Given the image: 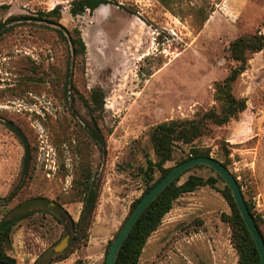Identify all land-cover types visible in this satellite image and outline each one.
I'll return each mask as SVG.
<instances>
[{"label":"rangeland","instance_id":"1","mask_svg":"<svg viewBox=\"0 0 264 264\" xmlns=\"http://www.w3.org/2000/svg\"><path fill=\"white\" fill-rule=\"evenodd\" d=\"M73 1L0 0V22L60 6V23L79 30L87 48L83 60L72 58L71 45L33 19L11 23L14 29L0 39V221L9 213L37 211L14 229L8 253L17 264H104L146 189L142 170L148 160L158 162L153 128L218 108L215 84L235 65L230 43L264 33V0H109L93 13L72 17ZM69 64L75 69L72 104L64 93ZM99 87L106 94L97 121L107 143L104 156L87 136L86 123L94 121L83 104ZM233 93L246 99L247 110L225 126L211 125L196 145L227 164L264 233V50L251 57ZM4 120L29 142L26 178L24 147ZM187 157L182 146L165 168ZM191 175L216 177L198 168L181 182ZM89 179L99 184L96 211L86 238L70 247ZM223 189L219 181L175 201L148 239L140 264H238L232 228L223 221L231 214ZM14 191V199L4 203ZM68 235L69 246L56 253Z\"/></svg>","mask_w":264,"mask_h":264},{"label":"trees","instance_id":"2","mask_svg":"<svg viewBox=\"0 0 264 264\" xmlns=\"http://www.w3.org/2000/svg\"><path fill=\"white\" fill-rule=\"evenodd\" d=\"M109 4H112L109 0H74L70 4L69 13L72 17L82 16L87 12L93 13L101 6ZM29 19L45 22L48 28L56 31L63 41L71 45L72 58L81 57L82 60L85 58L87 48L81 36V32L79 30L71 32L60 23L62 19V8L60 6H56L50 12H39L36 17L18 16L9 18L7 22H0V39L14 29L15 25L11 23L19 20L27 21ZM263 50L264 33L258 31L253 34L238 37L235 41L230 43L228 48L229 59L233 61L235 65L231 68L227 77L222 82L215 84V101L218 104V108H212L209 111L198 114L191 120L166 121L153 128L150 140L152 149L158 158V162L148 160L146 168L142 170V177L146 182V189L142 196L132 205L129 216L134 212L140 200L174 168H165V164L172 160L178 148L182 146L188 147L187 159L179 164L194 157H212L210 148L197 146L196 142L210 132L209 127L211 125L218 127L225 126L247 110L246 99L237 98L233 93V86L247 71L251 57ZM74 71V65L69 64L64 89L66 100L69 104L74 102V97L72 96V91H75V86L73 85ZM105 99V91L100 87L92 89L88 98H83L85 110L88 116L94 121V124L86 123V133L101 156L106 154L107 143L97 121L101 119V115L104 111ZM4 124L20 140L24 147L23 176L26 178L31 162L29 142L23 131L15 123L4 120ZM223 164L227 167L226 163ZM198 168H208L216 173L208 166L197 165L175 179L152 202L136 223L121 246L115 264H140V258L148 239L161 225L166 214L173 209L175 201L183 195L192 193L201 187L210 186L215 188L219 181L224 185L222 194L231 208V214L229 216H223V221L229 223L232 228V244L239 256L238 264H260L259 253L252 236L236 206L232 192L221 177L217 173L216 177L208 179L197 175H191L186 181L181 182L184 175ZM157 171L161 174L160 177L155 180L154 175ZM16 195L17 191L12 192L3 202H11ZM98 198L99 184L96 179H89L84 185L83 198L81 200L83 209L79 221L77 223L72 222L74 237L70 247L75 244L80 245L82 240L86 238L87 231L91 226V221L96 211ZM246 203L264 239V233L260 228L258 217L254 214L252 205L248 201H246ZM36 212L35 210H29L16 214L9 213L0 221V261L4 264H17L16 259L8 253L12 245L14 229L22 220L31 217ZM36 263H38V261Z\"/></svg>","mask_w":264,"mask_h":264},{"label":"water","instance_id":"3","mask_svg":"<svg viewBox=\"0 0 264 264\" xmlns=\"http://www.w3.org/2000/svg\"><path fill=\"white\" fill-rule=\"evenodd\" d=\"M197 165H205L214 170L226 186L232 192L236 206L247 226L249 233L256 245L260 257V264H264V239L258 227L255 224L254 217L250 212L243 195L242 189L235 176L224 166L222 162L213 157H194L177 166H175L161 181H159L138 203L134 212L127 218L119 231L117 237L111 244L110 250L106 256L105 264H115L117 256L124 241L129 236L130 232L145 213L152 202L179 176L185 173L190 168ZM70 235L66 236L59 245L56 246L55 252L61 253L69 246ZM0 264H4L0 261Z\"/></svg>","mask_w":264,"mask_h":264},{"label":"crops","instance_id":"4","mask_svg":"<svg viewBox=\"0 0 264 264\" xmlns=\"http://www.w3.org/2000/svg\"><path fill=\"white\" fill-rule=\"evenodd\" d=\"M37 262V261H36Z\"/></svg>","mask_w":264,"mask_h":264}]
</instances>
